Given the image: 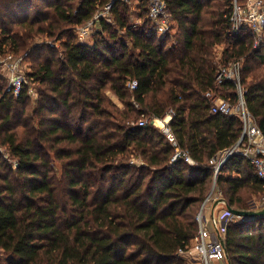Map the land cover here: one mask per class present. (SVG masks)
<instances>
[{
    "label": "trees",
    "instance_id": "trees-1",
    "mask_svg": "<svg viewBox=\"0 0 264 264\" xmlns=\"http://www.w3.org/2000/svg\"><path fill=\"white\" fill-rule=\"evenodd\" d=\"M110 1L0 0V53L30 66L19 97L0 74V144L16 161L0 152V264H188L182 251L215 180L235 209L255 210L252 198L264 194L249 158L233 154L218 173L213 161L243 132L239 116L212 113L205 96L232 60L243 61L244 99L264 135V45L253 47L246 27L234 31L235 0H166L178 29L163 37L152 32L147 0L135 10L117 0L93 44L81 42L78 27ZM223 94L238 102L235 83ZM170 108L194 164L172 163L166 134L138 125ZM225 250L228 264H264V215L231 220Z\"/></svg>",
    "mask_w": 264,
    "mask_h": 264
},
{
    "label": "built area",
    "instance_id": "built-area-1",
    "mask_svg": "<svg viewBox=\"0 0 264 264\" xmlns=\"http://www.w3.org/2000/svg\"><path fill=\"white\" fill-rule=\"evenodd\" d=\"M115 1L117 0H112L104 5L97 11L93 20L82 27H78L77 32L79 33V40L81 42L88 44L93 43L94 32L92 31V25H95V22L100 21L101 18L112 21L111 10ZM122 1L129 2L130 0ZM147 1L149 8L148 18L153 24L152 32L161 37L176 33L178 25L171 18L167 1ZM232 23L235 32H240L242 28L246 27L253 33V47L258 48L263 46L264 0H246L242 5H239L237 0H235ZM56 46H58V44H56ZM24 62H26L24 56L17 57L11 53H0V74L7 79L6 92L15 97H19L29 84L25 71L27 67L23 66ZM242 67V60H232L220 66L215 78V88L205 93L206 98L210 102L212 113L237 115L243 121V132L240 139L233 147L220 153L213 161L216 165V173H218L220 167L227 161L228 157L233 154L244 155L251 160L258 176L264 179V135L246 106L244 91L241 84ZM229 81L235 83L238 87L239 99L237 103H234L231 98L223 94V85ZM127 86L135 90L138 86V81L136 79H131L127 83ZM28 92L35 98L38 97V92L35 87L29 86ZM174 115L175 111L170 108L165 116L161 118L143 117L138 122V125L147 126L148 124H152L166 134L167 138L176 147V152L171 159L172 163L184 157L186 161L194 164L195 161L178 147L176 136L170 126V121ZM2 150L7 149L0 144V151ZM222 196V192L217 187L215 180L196 216L199 223V232L194 237L191 247L186 251H182L183 256L188 260V264L189 262L191 264H228V257L225 250V231L231 220L241 217L229 212L227 203ZM221 199L223 200L221 201ZM214 202L224 204L226 207L223 209L224 211L219 219L213 216L216 228L215 230H211L208 227L210 218L206 215V208ZM261 208H264V204L260 207H256V209ZM213 215H215V212H213Z\"/></svg>",
    "mask_w": 264,
    "mask_h": 264
},
{
    "label": "rangeland",
    "instance_id": "rangeland-1",
    "mask_svg": "<svg viewBox=\"0 0 264 264\" xmlns=\"http://www.w3.org/2000/svg\"><path fill=\"white\" fill-rule=\"evenodd\" d=\"M245 1L246 0H237V3L239 4V5H242V4H244L245 3ZM128 3H131L133 6H135V4H137V3H135V0H130ZM133 12H136V11H134L133 10ZM132 21L134 22V23H136V24H138V23H140L139 22V20H138V17L135 15V13H133V15H132ZM86 25V24H85ZM98 24H96V25H92V31L93 32H95V30H97L98 28ZM78 36H79V33H78ZM45 41H43V40H39V43L40 44H43ZM49 42V41H48ZM223 48H224V45H221V46H218L217 47V56H216V58H220L221 57V54H222V51H223ZM12 54V53H11ZM14 55V54H13ZM23 66H25V67H29L30 68V66H29V64H27L26 62H24L23 63ZM37 91V90H36ZM106 94H107V96H108V98H109V100L113 103V104H115L116 105V107H118V108H120V109H123L124 108V105H123V103L119 100V98L111 91V90H107L106 91ZM33 98L34 99H36L34 96H33ZM111 109V108H110ZM1 152V154L3 155V157L4 158H7L8 160H9V162H11L12 164H15V160L12 158V156L10 155V154H8V150H2V151H0ZM140 161H138L137 163H139ZM62 166L60 165V164H57V170L59 171V170H61L62 168H61ZM222 198H223V196H222ZM252 199H254L255 200V202L257 203V206H262L263 204H264V194L263 195H261V196H259V197H253ZM224 211V210H223ZM223 211H220V212H218V214L216 215V217L219 219L220 218V216L222 215V213H223ZM217 213V212H216ZM3 256V254H2V252L0 251V258ZM189 264H191L190 262H189Z\"/></svg>",
    "mask_w": 264,
    "mask_h": 264
},
{
    "label": "crops",
    "instance_id": "crops-1",
    "mask_svg": "<svg viewBox=\"0 0 264 264\" xmlns=\"http://www.w3.org/2000/svg\"><path fill=\"white\" fill-rule=\"evenodd\" d=\"M136 4H135V6H134V10H135V8H136ZM100 21H97V22H95V25L96 24H98V29H99V27H100V23H99ZM93 44V43H92ZM138 162V161H140V159H133L132 160V162ZM135 162V163H136ZM224 199V198H223ZM223 199H221V201L223 200ZM226 206L224 205V204H221V203H218V202H214V203H212V204H210L207 208H206V215L210 218V222H209V224H208V227H209V229H211V230H215V228H216V225H215V221H214V217L213 216H216L217 214H218V212H220V211H223V209L225 208ZM213 212H215V215H213ZM217 212V213H216Z\"/></svg>",
    "mask_w": 264,
    "mask_h": 264
},
{
    "label": "water",
    "instance_id": "water-1",
    "mask_svg": "<svg viewBox=\"0 0 264 264\" xmlns=\"http://www.w3.org/2000/svg\"><path fill=\"white\" fill-rule=\"evenodd\" d=\"M228 159H229V157H228ZM227 208H228L229 212L234 213L236 216H239L242 219H246V218H249V217H255V216H263L264 215V208L255 209V210L254 209L240 210V209H235V208H233V207H231L229 205H227Z\"/></svg>",
    "mask_w": 264,
    "mask_h": 264
}]
</instances>
